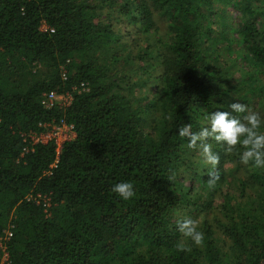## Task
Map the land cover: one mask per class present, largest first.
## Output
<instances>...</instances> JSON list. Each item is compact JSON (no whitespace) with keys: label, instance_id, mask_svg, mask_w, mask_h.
<instances>
[{"label":"trees","instance_id":"1","mask_svg":"<svg viewBox=\"0 0 264 264\" xmlns=\"http://www.w3.org/2000/svg\"><path fill=\"white\" fill-rule=\"evenodd\" d=\"M227 2L0 0V264H264V169L249 172L242 148L226 154L213 141L220 180L210 188L211 166L179 136L229 111L245 84L255 89L248 69L236 75L222 58L226 46L240 44L264 72V0H234L228 28ZM110 9L141 34L163 16L167 34L112 49ZM216 34L223 53L206 51ZM149 78L152 90L136 95ZM50 90L70 97L42 102ZM60 120L74 132L61 145L35 139ZM231 161L246 178L226 176ZM122 181L134 185L130 200L111 191ZM202 210L203 244L178 252L177 222Z\"/></svg>","mask_w":264,"mask_h":264},{"label":"clouds","instance_id":"2","mask_svg":"<svg viewBox=\"0 0 264 264\" xmlns=\"http://www.w3.org/2000/svg\"><path fill=\"white\" fill-rule=\"evenodd\" d=\"M230 108L231 112L215 111L206 115L205 120L208 121L209 126L202 127L197 132L192 130L191 124L179 128V136L186 137L189 141L187 147L199 150L203 162L211 166L207 180L210 188L220 180L218 172L220 155L213 151L210 141L225 145L226 154L242 148L243 151L239 155L243 164L264 169V116L259 112L251 111L248 105L241 102L232 103ZM111 191L126 201L136 195L133 183L127 181L116 183ZM177 224L181 238L174 247L178 252L191 251L189 240L197 246L203 244L205 233L199 230L197 220L186 217Z\"/></svg>","mask_w":264,"mask_h":264},{"label":"rangeland","instance_id":"3","mask_svg":"<svg viewBox=\"0 0 264 264\" xmlns=\"http://www.w3.org/2000/svg\"><path fill=\"white\" fill-rule=\"evenodd\" d=\"M233 1L234 0L232 1L228 0V2L225 4L223 8L224 11L226 12L224 14L225 16L224 18L227 19L226 23L229 24L227 28L229 26L234 25V19H236L235 15L238 13V10L236 11L235 9H233L234 6L233 7L231 6L233 5ZM111 14L114 16L110 19V21L113 25V29L115 30V34L117 36V38H113V42H112L113 45H111L112 49L118 48L122 50L123 52L129 51V50H132L135 47V45L142 43V42L144 43L145 42L144 39L146 37H148V39L156 41L160 39V37H158V34L159 35H163V33L167 34L166 33L167 32V20L163 16H159L157 14L155 15L156 26H157V30H156L157 35H155L156 33H154L153 31H151L149 34L137 33L136 25L130 22L126 15H123L118 12H113V10H111ZM224 18H221L220 22H218L217 25L221 24ZM225 32H229V30L226 29ZM216 38L217 40L215 39V35H214L213 38L211 37L210 39H208V43L205 46L207 52L216 50L215 52L223 53L222 51L224 49L222 48V45L225 46L228 42L227 40H224V38L221 35L216 34ZM158 45H159L158 43L155 44L156 47ZM226 47H227V50L225 52H228V53L225 54L226 57H222V56L221 57L230 63L231 71L234 74L239 75L241 72V68H245V69H248V72H251L252 78L258 79L257 82L253 81L254 84L256 85L255 89L247 91L251 86L250 83H247L245 84L244 87H242V89L234 91L233 92L234 95L232 94L231 96H227L229 103L231 101V103L228 105V110L231 111L230 105L232 103L241 102L240 99L236 97L237 94H240L242 96H245L246 98H249V102L245 104L248 105L251 111L259 112L262 116H264V72L258 71V67L254 66V64L249 65L247 63L248 60L246 62L247 58L243 57V55L247 52L240 44L235 42L232 44L231 47H228V46ZM228 49H231V51H229ZM212 55L214 56L215 53L213 52ZM154 60H156L155 63L156 62L157 63L152 73L158 74L159 70L161 69L159 68L158 57ZM63 69L65 70L66 68H63ZM153 81H154V78H149L148 81L144 83L143 85L144 88L138 89L135 92V94L138 95V94H144L147 91L150 92L152 88L154 87ZM69 97H70L69 94L57 93V97L54 99L65 103ZM233 114L235 115V113ZM73 134H74L73 130L66 128L62 123L60 124L59 122H49L47 123V128H45V130H43V132L40 133L39 137L43 140H46L50 137H54L59 146L61 145L63 140L70 138ZM34 137L36 138V136ZM210 143H212L213 145V141H210ZM197 156L198 155L194 153L193 159L196 160ZM247 166L250 168L249 172L255 170V167H253L251 164ZM225 170L227 174L226 176H229L228 178L233 177L235 180H237L239 178L247 177L246 174L248 171L245 168V166L240 165L239 167H237L235 161L225 163ZM219 200H220V196L218 195L215 199V205L212 207V210L207 214V215H211L210 217H212L213 214L217 212L216 208L218 206ZM179 213L181 215L184 214L185 216H190L189 214H185L182 210L179 211ZM192 214H194V212ZM204 214H205V211L202 210L195 216L194 219L197 220L198 222H202ZM0 244H1V241H0ZM1 256H2L1 257L2 260L6 258L5 251H3Z\"/></svg>","mask_w":264,"mask_h":264},{"label":"built area","instance_id":"4","mask_svg":"<svg viewBox=\"0 0 264 264\" xmlns=\"http://www.w3.org/2000/svg\"><path fill=\"white\" fill-rule=\"evenodd\" d=\"M45 97H46V99H45ZM56 97H57V92H55L54 90H50L49 92H47V93H45V94L43 95V97H42L41 100H42V102H44V103L51 104V103L54 102V100H55L54 98H56ZM58 122H59L60 124L62 123L66 128L73 130L71 124H68V123L64 122L63 120H60V121H58ZM39 135H40V134H39ZM39 135H37L35 139L40 138ZM8 233H11V232L9 231Z\"/></svg>","mask_w":264,"mask_h":264}]
</instances>
